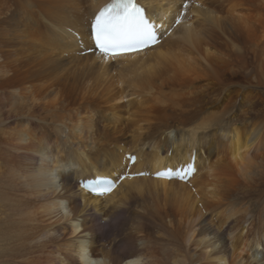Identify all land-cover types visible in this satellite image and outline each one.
Masks as SVG:
<instances>
[{"label":"bare ground","instance_id":"6f19581e","mask_svg":"<svg viewBox=\"0 0 264 264\" xmlns=\"http://www.w3.org/2000/svg\"><path fill=\"white\" fill-rule=\"evenodd\" d=\"M107 1L0 0L1 240L27 264H80L83 242L111 264H264V0H137L161 42L115 57L90 29ZM192 155L188 182L153 176ZM124 173L106 196L78 181Z\"/></svg>","mask_w":264,"mask_h":264},{"label":"snow or ice","instance_id":"6c2138e0","mask_svg":"<svg viewBox=\"0 0 264 264\" xmlns=\"http://www.w3.org/2000/svg\"><path fill=\"white\" fill-rule=\"evenodd\" d=\"M94 46L104 56H119L128 52H140L158 43L155 25L146 15L145 8L137 0H113L94 14L91 24ZM130 159L135 162L136 157ZM187 172H195L194 165H187ZM146 173H140L145 175ZM186 171L166 169L158 171V179H184ZM117 187L115 181L104 179L91 188L93 194L106 196Z\"/></svg>","mask_w":264,"mask_h":264},{"label":"rangeland","instance_id":"374dc122","mask_svg":"<svg viewBox=\"0 0 264 264\" xmlns=\"http://www.w3.org/2000/svg\"><path fill=\"white\" fill-rule=\"evenodd\" d=\"M187 2V1H186ZM187 5V4H186ZM186 5H184L183 4V6H186ZM18 112H19V109L17 110ZM98 117V116H97ZM7 173V174H6ZM6 173H3L2 174V177H0V194L2 193V191L4 192V191H7L6 189H9L10 187H11V185L9 184V181L11 180H13V177H12V173L11 172H6ZM11 174V175H10ZM3 178H4V180H3ZM8 179V180H7ZM3 181V182H2ZM4 181H6V182H4ZM6 184V185H5ZM14 185V184H13ZM3 186V187H2ZM3 188V189H2ZM23 193V192H22ZM21 194H19V196H20ZM255 226H254V228H257L258 226H261V223H257V222H255V224H254ZM1 238L3 239L4 238V236L2 237V236H0V249H2V251L0 250V263L1 262H3V258H1L2 257V255L4 256V254L5 255H7V254H13V255H18L19 256V259L20 260H18V259H16L15 261V263L16 264H18V263H20V264H27V258H25V253H26V243L25 242H23V243H21V242H19V241H17V242H15V243H13V242H7L6 240H1ZM261 241V240H260ZM259 241V242H260ZM261 243V242H260ZM22 245V246H21ZM261 246V245H260ZM15 252V253H14ZM16 252H18V253H16ZM21 254H20V253ZM251 252H253V253H255V251H254V249H251ZM24 253V256H21L22 254ZM16 255V256H17ZM26 256H27V254H26ZM24 257V258H23ZM10 258H12V257H10ZM13 258H14V256H13ZM12 258V259H13ZM23 258V259H22ZM25 260V261H24Z\"/></svg>","mask_w":264,"mask_h":264},{"label":"clouds","instance_id":"9594fccd","mask_svg":"<svg viewBox=\"0 0 264 264\" xmlns=\"http://www.w3.org/2000/svg\"><path fill=\"white\" fill-rule=\"evenodd\" d=\"M65 213L66 215H71V213L68 212L67 209H65ZM77 255L80 260V264H111L110 259H108L107 257H93L91 255V249L88 242L81 243L77 250ZM134 264H140V261L137 259Z\"/></svg>","mask_w":264,"mask_h":264}]
</instances>
